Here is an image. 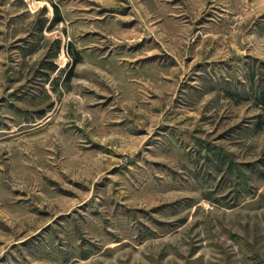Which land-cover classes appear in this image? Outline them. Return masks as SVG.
Returning <instances> with one entry per match:
<instances>
[{
    "label": "rangeland",
    "instance_id": "rangeland-1",
    "mask_svg": "<svg viewBox=\"0 0 264 264\" xmlns=\"http://www.w3.org/2000/svg\"><path fill=\"white\" fill-rule=\"evenodd\" d=\"M0 264H264V0H0Z\"/></svg>",
    "mask_w": 264,
    "mask_h": 264
}]
</instances>
